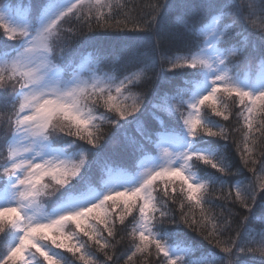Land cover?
I'll return each instance as SVG.
<instances>
[{"label": "snow or ice", "instance_id": "snow-or-ice-1", "mask_svg": "<svg viewBox=\"0 0 264 264\" xmlns=\"http://www.w3.org/2000/svg\"><path fill=\"white\" fill-rule=\"evenodd\" d=\"M179 6L206 18L186 24L192 42L174 48L175 6L159 0L136 15L129 0H0V264H149L153 253L164 264L225 261L178 227L161 229L166 221L202 235L226 264H264V149L259 172L254 158L264 142V0ZM76 25L91 34L74 44ZM151 79L150 97L133 91ZM233 109L246 130L240 164L219 122ZM133 124L140 139L127 135ZM122 130L124 155L107 152ZM226 184L229 206L247 215L223 238L232 213L217 216L213 192ZM128 224L131 244L116 257L117 225Z\"/></svg>", "mask_w": 264, "mask_h": 264}, {"label": "trees", "instance_id": "trees-1", "mask_svg": "<svg viewBox=\"0 0 264 264\" xmlns=\"http://www.w3.org/2000/svg\"><path fill=\"white\" fill-rule=\"evenodd\" d=\"M22 2L25 5H27L28 0H22ZM129 2L131 4H134L137 6L136 11L133 13L134 15H136L138 13L143 14V12L148 11L147 5L150 2H154V0H129ZM159 2L161 4L167 3L170 6H173V5L175 6V7L169 8V15L167 17V25L173 34L182 36L183 40L181 42L177 43L174 46V48H182V47H185L188 44H190L192 42V37L187 34V32L185 30V25L186 24L191 25L193 23H195L196 25L201 24L206 18V13L198 12L196 10H186V9L179 6L185 2H188V0H159ZM141 6H143V7L141 8ZM229 22H230V20H229ZM70 26L71 25H69V24H65V28L70 27ZM76 28L78 31H82V34L77 36L74 39V44L77 41H82L85 36L91 34L87 27H85L81 30L80 26L76 25ZM94 31H99V30L94 29ZM83 51H84V54L86 55L87 52L91 51V49L90 48H84ZM246 66H247L246 63L241 64L240 67L238 68V71L243 72L245 70ZM128 70L129 71L132 70L131 67ZM156 71H159V69H157ZM185 71H190V70H185ZM155 75H156V72H150L149 73V76H151V77H155ZM186 78L187 77H179L178 76L176 78V83H182V80L186 79ZM156 85H157V81L155 79L147 80L146 82L141 84L139 87L134 88L133 91L134 92H141V93L145 94L146 96L150 97L152 89L154 87H156ZM100 111H103V109H100ZM236 111H238V109H233V115H232V117H230L229 122H224L222 120H220L219 122L225 124L229 128L230 137H229V140L226 142L228 145V152L232 155L235 162L237 164H240V153L237 152V145H239L241 150L243 149L244 132L246 130L243 128L242 124L239 122V120L235 116ZM215 119H219V118H215ZM143 120L145 121V126L147 128H150L153 130L158 128V125L156 124V122L154 120H152L151 117L147 113L143 117ZM105 127H106V138H107V136H111L113 130L111 128H109L108 126H105ZM126 132H127V135L129 137H135L137 139H140V136L136 131V125L135 124L128 126V128L126 129ZM124 136H125V131L122 130L118 134V136L113 137L111 140H109V142L106 145V151L107 152H116L118 154L124 155V153H123V148H124V144H125ZM67 139H71V138L69 137ZM80 143H83V142H80ZM220 143H221V145H223L225 142L220 141ZM85 147H88V146L85 145ZM262 149H264V142H261L260 144L257 145L256 153L254 156V158L257 159V161H258L257 165L255 166L257 169V172H259V170H260V163L259 162L262 159L261 155H260ZM117 162L130 163V161L127 159H125L124 161L118 160ZM240 166L242 167V165H240ZM200 167H204V166L201 165ZM249 167H252V165L250 164ZM208 170L214 171L210 168ZM244 173L248 177V179L255 181V177L253 176V174L251 172L248 171L247 168L244 169ZM99 175H100L99 169H95L94 170V177H93L94 181L99 177ZM228 191H229V186L226 184L222 191L220 190L219 186H217L213 192V199L214 200H215L216 196H220V199L215 200L214 211L217 214V216L223 215V216L227 217L228 213H232L231 228L228 232H226L224 234L223 238L235 237L237 231H240L243 229V226L246 223L243 218L245 215H247L245 210L240 209L238 205L236 207H230L229 206L230 201L227 199ZM234 195L235 194L233 193V198H234ZM257 199L259 200V195H257ZM249 203H251V201H249ZM220 205H224V208L222 209L220 207ZM45 206L47 207V203L45 204ZM176 207L177 206H175V205L173 206L174 209ZM177 219H179L178 210H177ZM248 226L249 227H255L256 222L253 221ZM160 227H161V229H168V230H173V229L178 227L180 229L181 233H186L187 238L190 239L194 244H197L200 247H202L204 252L211 251V252L215 253L218 257H225V261H218L217 264H226V260H227L226 254L220 252L219 248L214 247V244H210L207 240H205L203 238L202 235H199L196 232L192 231L191 229H188L185 225H183V224L173 225L172 223L166 221ZM117 229H118L117 239L121 240V243L117 245V249L115 251V256L121 257V253H123L131 244V241L127 235L128 231H130V229H131V224H128L127 228L122 227L120 225H117ZM170 242H172V241H170ZM5 246H6V239L0 237V250H3V248ZM91 250L94 251V249H91ZM65 255L68 256L69 259L71 260V257L69 254L65 253ZM97 255L99 256L100 260H103L102 254L97 253ZM200 255H201V253L199 251L194 253L195 258H199ZM249 255H251V254H249ZM125 258L126 257H121L120 259H117L115 261V264H123V261ZM209 259H212V257H209ZM135 264H142L141 258H137L135 261ZM149 264H164V261L161 258L157 262L155 259V253H153V256L151 258H149Z\"/></svg>", "mask_w": 264, "mask_h": 264}, {"label": "rangeland", "instance_id": "rangeland-1", "mask_svg": "<svg viewBox=\"0 0 264 264\" xmlns=\"http://www.w3.org/2000/svg\"><path fill=\"white\" fill-rule=\"evenodd\" d=\"M6 243H7V241H6ZM70 260V259H69Z\"/></svg>", "mask_w": 264, "mask_h": 264}]
</instances>
